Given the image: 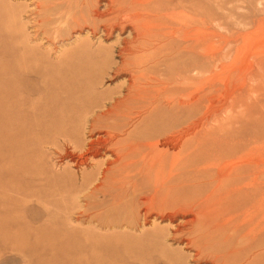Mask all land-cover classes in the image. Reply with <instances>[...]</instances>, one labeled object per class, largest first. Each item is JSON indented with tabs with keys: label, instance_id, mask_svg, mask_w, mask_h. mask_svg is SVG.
I'll use <instances>...</instances> for the list:
<instances>
[{
	"label": "bare ground",
	"instance_id": "bare-ground-1",
	"mask_svg": "<svg viewBox=\"0 0 264 264\" xmlns=\"http://www.w3.org/2000/svg\"><path fill=\"white\" fill-rule=\"evenodd\" d=\"M43 1L45 22L53 24L50 13H58L66 36L73 32L78 37L85 26L91 36L110 37L127 27L133 36L119 51L121 69L131 70L122 97L94 90L116 63L109 64L101 47L93 49L88 36L79 37L73 50L90 58L87 68L73 56L59 60L55 74L63 80L47 83L43 105L31 104L26 112L31 138L49 136L53 152L69 165L56 173L48 164L40 172L35 168L27 181V195L42 200L45 216L50 212L46 204L56 206L55 219L39 233L59 241L57 264H92L98 253L91 251L94 257L87 252L89 239L105 240V250L121 264L130 258L149 264L153 256L145 253L142 242L166 236L163 229L157 231L158 219L171 224L179 217L186 219L174 232L193 257H209L210 264H264V146L245 153L230 142H221L223 148L219 140L207 145L199 12L196 18L160 12L149 9L152 0H108L105 11L96 9L98 0ZM15 75L11 69L10 76ZM2 82L0 78V90ZM11 86L13 92L17 87ZM19 96L15 105L26 102ZM11 115L9 120L16 122L18 114ZM191 115H198L197 123L189 122ZM219 151L229 158L223 166ZM236 156L244 161H232ZM151 240L152 249L161 250L162 243ZM164 264L175 262L168 258Z\"/></svg>",
	"mask_w": 264,
	"mask_h": 264
},
{
	"label": "rangeland",
	"instance_id": "rangeland-1",
	"mask_svg": "<svg viewBox=\"0 0 264 264\" xmlns=\"http://www.w3.org/2000/svg\"><path fill=\"white\" fill-rule=\"evenodd\" d=\"M39 1L0 0V78L3 80L1 90H6L4 95L0 90V105L3 104L0 106V264H57L59 254L55 251L59 241L41 237L39 233L47 222L55 219L56 206L46 204L50 212L45 216L46 209L42 200L40 202L27 195L30 192L27 181L35 168L40 172L48 164L56 173L69 165L53 152L55 149L51 146L52 139L49 136L31 138L26 127V112L31 104L38 102L36 105H43L42 99L48 92L47 83L56 84L62 79L55 74L59 60L66 61L73 56L81 61L76 64H83L86 69L85 61L90 58L80 55L79 51L74 52L73 49L76 39L88 36L93 49L101 47L105 51L103 56H107L110 61L109 64L116 63L102 79L101 85L94 90L108 92L120 98L127 92V80L131 74V70L121 69L122 59L119 52L122 42L133 37L128 33L130 27L123 32L116 29L109 37L101 33L91 36L87 33L89 26H85V30L78 37L71 30L72 33L66 36L65 24L57 21L58 13H50L53 24L45 22L46 13L42 9L45 1ZM97 2L96 9L107 10L108 0ZM149 9L167 13L185 12L195 18L196 12L201 15L204 44L200 65L206 85L203 128L207 145L212 144L209 143L211 141L219 140V148H223L224 144L221 142H230L245 153L253 147L264 146V0H152ZM64 13L61 10V14ZM109 47L112 52L108 51ZM11 69L16 71L14 77L10 76ZM192 73L196 74L195 71ZM13 84L17 87L14 93L10 89ZM7 94L13 96L8 97ZM15 95L25 98L26 102L15 105ZM14 111L18 114L15 117L16 122L9 120V116L14 117L11 115ZM198 118V115H191L189 122L197 123ZM228 138L231 139L226 141ZM220 153L221 151L217 157L223 166L229 162V158ZM231 160L244 161L238 156ZM40 187L38 185L36 188ZM190 189L195 188L190 186ZM108 206L109 204H105V209L109 210ZM184 210L189 213L188 208ZM185 219L179 217L171 224L157 220L158 233L163 229L161 233L166 236L162 240L160 237L150 236L142 242L148 250L145 253L153 256L149 264H164L168 258L175 264H210L209 257H193V250L186 248L182 237L174 232L175 225ZM145 228L151 230L149 224ZM151 239L162 243L161 250L152 249ZM91 241L89 239L85 242L87 246L92 244L87 252L94 257L91 251L98 253L96 259L91 260L92 264H121L119 257L111 258L105 250V240L90 243ZM109 241L111 239L107 238V242ZM80 254L84 253L78 255ZM86 256L82 258L83 263ZM130 259L123 264H140Z\"/></svg>",
	"mask_w": 264,
	"mask_h": 264
}]
</instances>
